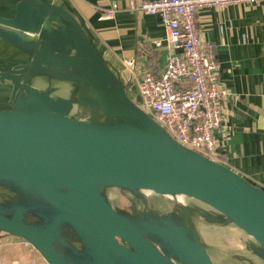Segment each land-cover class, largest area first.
Segmentation results:
<instances>
[{
	"label": "water",
	"instance_id": "water-1",
	"mask_svg": "<svg viewBox=\"0 0 264 264\" xmlns=\"http://www.w3.org/2000/svg\"><path fill=\"white\" fill-rule=\"evenodd\" d=\"M0 43L14 49L0 63L19 62L0 66V85L11 87L0 100V189L13 195L0 201V233L27 242L46 264H213L198 217L241 230L255 258L248 263L264 264V191L143 112L136 86L67 2L0 0ZM63 83L68 96L53 97ZM75 109L86 116L72 118ZM112 188L133 199L182 196L209 210L175 203L159 214L131 199L127 212L111 207Z\"/></svg>",
	"mask_w": 264,
	"mask_h": 264
},
{
	"label": "crops",
	"instance_id": "crops-1",
	"mask_svg": "<svg viewBox=\"0 0 264 264\" xmlns=\"http://www.w3.org/2000/svg\"><path fill=\"white\" fill-rule=\"evenodd\" d=\"M39 1L67 2L93 34L107 61L124 82L134 86L146 74L158 76L168 59L180 53L166 40L158 15L130 9L131 2L142 0ZM113 3L118 9L112 18H105ZM195 21L201 39L210 44L219 63V81L229 91L221 103L224 127L213 133L217 161L264 191V4L205 8L195 14ZM3 47L9 46L0 43V50ZM126 60L133 61V66H124ZM13 63L19 62L8 64ZM10 238L14 239L0 233V264L27 258L21 253L22 244L8 242ZM23 254L26 257H20ZM38 259L37 264H46L40 255Z\"/></svg>",
	"mask_w": 264,
	"mask_h": 264
},
{
	"label": "built area",
	"instance_id": "built-area-1",
	"mask_svg": "<svg viewBox=\"0 0 264 264\" xmlns=\"http://www.w3.org/2000/svg\"><path fill=\"white\" fill-rule=\"evenodd\" d=\"M264 4V0H142L130 3V9L158 15L166 30V40L178 55L168 59L158 76L144 75L136 88V105L159 124L183 147L217 161L213 137L224 127L221 103L229 96L219 81V63L209 43L203 41L195 14L205 8L222 9L229 5ZM118 5L113 3L104 14L112 18ZM158 44V43H157ZM132 67L133 61H124ZM130 90V89H128ZM135 102V95L131 96Z\"/></svg>",
	"mask_w": 264,
	"mask_h": 264
},
{
	"label": "rangeland",
	"instance_id": "rangeland-1",
	"mask_svg": "<svg viewBox=\"0 0 264 264\" xmlns=\"http://www.w3.org/2000/svg\"><path fill=\"white\" fill-rule=\"evenodd\" d=\"M34 85L42 88L45 84L36 81ZM63 86L65 87V85ZM65 93L66 92L64 89H60L55 92V94H57L58 96L66 95ZM128 95H130V97L133 95L132 93H130V90H128ZM71 116L75 119L79 118L78 112L76 110L71 113ZM148 196L150 197L153 204L157 202L156 205L162 207L167 206L166 201L171 199L162 196L159 197L155 194H149ZM176 199L180 201L181 196H177ZM196 229L198 231V234L200 235L201 241L206 245L207 253L213 264H244L241 260L246 256V252L244 250V242L240 241V239H246V236L243 234V232H241V230L233 225L221 226L217 224H209L203 221L196 222ZM9 241L22 244V248H20L22 249L21 253L27 255L26 259L18 258L17 263L11 264L39 263L38 253L27 242L19 238H10L8 239V242ZM24 254L20 257H26ZM31 259H33V262L31 261Z\"/></svg>",
	"mask_w": 264,
	"mask_h": 264
},
{
	"label": "flooded vegetation",
	"instance_id": "flooded-vegetation-1",
	"mask_svg": "<svg viewBox=\"0 0 264 264\" xmlns=\"http://www.w3.org/2000/svg\"><path fill=\"white\" fill-rule=\"evenodd\" d=\"M3 48H2V50H0V59L4 53L13 51V49L9 48V47L8 48L5 47L4 49ZM25 62L26 61H22L21 63L24 64ZM16 64H19V63L6 64V65H3L2 63H0V66H2V68H5V69H11ZM52 84L55 86H59V83H57V82H52ZM61 85H65L66 88L64 90H66L65 91L66 95H63V97H67L69 94L70 86H69V84H65V83L60 84V86ZM10 92H11L10 86H4V88L1 86L0 87V100L5 101V102L9 101ZM52 96L56 97L58 95L54 93ZM75 110L77 111V109H75ZM85 116H86L85 112L78 114L79 118H83ZM141 194L143 195L142 198L133 199L132 196L125 191H121V190L116 189V188L106 190V195H107V198H108V201H109L111 207L112 208H118V209H121V210H124L127 212H129V209L131 206V203H130L131 199H133L134 205H135L137 210H141V211H143V210H146V211L154 210L159 214H165V213L171 212L175 203H180V204H184L187 206L197 205V206H200L201 208H203L205 210H209L206 206H204L198 202H195L191 199H188L186 197H182V196H181L180 201H178V199H176L177 197L176 198L167 197V198H171V199L166 201L167 206L162 207V206L156 205L157 202H155V204H153L151 202V199L148 195L153 194L152 192L142 191ZM12 196L13 195L11 193H9L8 191L0 189V201L10 199ZM156 196H159V195H156ZM159 197H161V196H159ZM162 197H164V196H162ZM193 221H194V224L196 226L197 221H203V220L198 218V217H193ZM246 240H248V239L246 238ZM245 243L246 242H244V245H245ZM75 245L78 247L77 244H75ZM244 250H245V247H244ZM245 252H246V256L243 257L241 261L244 264H249L248 261H250V260L254 262L255 258H254V256H252L251 252H248L246 250H245ZM253 264H255V263H253ZM258 264H261V263H258Z\"/></svg>",
	"mask_w": 264,
	"mask_h": 264
}]
</instances>
